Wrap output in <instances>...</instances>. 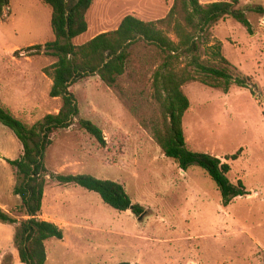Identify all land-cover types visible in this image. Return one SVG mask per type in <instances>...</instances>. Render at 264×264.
<instances>
[{"label": "rangeland", "instance_id": "rangeland-1", "mask_svg": "<svg viewBox=\"0 0 264 264\" xmlns=\"http://www.w3.org/2000/svg\"><path fill=\"white\" fill-rule=\"evenodd\" d=\"M172 2L93 0L88 29L73 44L114 30L127 15L144 22L162 19ZM256 6H264V0H239L236 6L245 10L251 35L231 18L210 30V39L221 42L222 54L236 72L256 86L255 96L237 87L227 94L199 83L183 87L190 103L182 128L187 149L228 163L226 177L233 185L241 181L244 195L224 207L218 188L200 168L179 170L141 128L142 120L158 115L149 98V64H138L134 83L122 80L136 110L124 107L97 76L78 81L71 88L78 118L55 134L44 164L50 174H86L122 185L143 214L138 218L115 211L97 194L47 177L39 218L61 228L63 238L45 243L46 264H264V17L246 9ZM10 9L9 16L0 17V79L13 90L9 95L1 82L2 99L11 105L13 100L17 118L32 125L60 107L59 100L47 95L42 73L53 61L24 47L53 39L51 9L40 0H12ZM95 27L99 30L93 32ZM16 47L22 49L16 52ZM25 90L29 97L35 94L36 105L27 110L20 108ZM79 120L102 131L104 148L79 128ZM238 151L237 160H224ZM21 155L12 132L0 125V208L6 212L20 204L6 160ZM13 233L14 226L0 224V264H20Z\"/></svg>", "mask_w": 264, "mask_h": 264}, {"label": "trees", "instance_id": "trees-1", "mask_svg": "<svg viewBox=\"0 0 264 264\" xmlns=\"http://www.w3.org/2000/svg\"><path fill=\"white\" fill-rule=\"evenodd\" d=\"M11 1L0 0V17ZM40 1L51 9L53 39L43 45L27 47L25 51H34L53 61L42 73L51 81L49 98L59 100L60 107L57 113L46 114L30 125L0 101V125L12 132L22 148L18 159L6 160L14 171L13 195L19 198L20 204L13 212L0 208V224L14 226L13 244L21 264H46L45 243L63 238L61 228L39 218L47 177L61 185H75L93 192L115 211H130L138 218L143 214V207L132 203L122 185L86 174H50L44 164L43 155L52 145L55 134L71 127L78 118L72 86L90 77L97 76L128 108L131 101L122 80L127 78L134 83L138 64H149V98L157 106L158 115L142 120L141 128L179 170L200 168L218 188L224 207L244 195L242 182L233 185L226 177L230 165L211 155L188 150L182 129L183 117L190 105L183 92L188 83H199L225 94L233 87L244 88L255 96L256 86L251 79L237 73L227 61L221 42L210 39L211 28L227 18L236 20L248 35L252 34L245 10L236 7L239 0L208 5L199 0H173L162 19L144 22L127 15L115 30L95 35L81 45L73 44V40L86 33V15L93 0ZM246 9L264 17V6ZM131 107L136 110L133 103ZM78 125L105 147L103 133L96 125L86 120H79ZM238 155L239 151L224 160H237Z\"/></svg>", "mask_w": 264, "mask_h": 264}, {"label": "crops", "instance_id": "crops-1", "mask_svg": "<svg viewBox=\"0 0 264 264\" xmlns=\"http://www.w3.org/2000/svg\"><path fill=\"white\" fill-rule=\"evenodd\" d=\"M10 4V3H9ZM11 11V9H10V5H9V7L4 11V14H3V16H2V18H4L6 15L7 16H9V12ZM51 16V15H50ZM133 17H135L136 18V16H134V15H132ZM137 19H140L139 17H137ZM141 21H142V19H140ZM121 22V21H120ZM120 22L118 23V25L116 26V28L119 26V24H120ZM99 27V26H98ZM98 27H95L94 29H93V32H96V31H98L99 30V28ZM115 28V29H116ZM114 29V30H115ZM101 33H103V32H100L99 34H101ZM95 35H98V34H95V33H93V35H91V37H90V39L89 40H91L93 37H95ZM88 40V41H89ZM34 45H43V44H37V43H31V44H29V45H27V46H24L25 48H27V47H31V46H34ZM19 49H22V48H18V47H16L15 49H14V51H18ZM13 51V52H14ZM13 58H11V60H12ZM12 62V61H11ZM13 63V62H12ZM15 64V63H14ZM47 90H46V92L49 94V90H50V86H51V81L47 78ZM4 83V85H5V88H7V90L9 91V95H11V92H12V88H11V85H7L6 84V80H4V79H0V83ZM47 94V95H48ZM29 95H30V90H25V99H23V98H21L23 101H22V104H21V109H23V110H27V108H29V107H34L36 104H34V102H35V94L33 95H31V97H29ZM0 101H1V104L7 109V110H9L11 113H13L16 117H20V115L15 111V109L13 108V106H15L14 104L15 103H13V100H11V102H12V105H11V103L10 102H8V103H6V102H4L3 101V99H2V89H1V86H0ZM15 102V101H14ZM42 210V209H41ZM41 218V217H40ZM45 221V220H44ZM56 225V224H55ZM20 263V262H19ZM21 264V263H20Z\"/></svg>", "mask_w": 264, "mask_h": 264}]
</instances>
